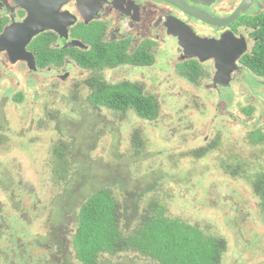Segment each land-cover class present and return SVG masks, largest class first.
<instances>
[{
	"label": "rangeland",
	"instance_id": "374dc122",
	"mask_svg": "<svg viewBox=\"0 0 264 264\" xmlns=\"http://www.w3.org/2000/svg\"><path fill=\"white\" fill-rule=\"evenodd\" d=\"M158 69L157 93L161 102L155 120L142 119L133 112L121 116L107 109L100 111L87 100L88 88L83 85L74 94L71 83L61 81L56 88H38L30 82L10 91L8 98L0 96V131L7 137L0 144V264H36L42 253L44 264H53L47 249L41 246L47 240L48 211L57 205L55 224L65 214L58 207L64 205L67 194L52 201L56 188L48 165L51 149L59 139L52 118L57 113L60 136L65 138L64 144L72 141L70 148L78 155L77 161L87 177V186L79 196L75 195L73 204L114 178L122 180L127 188L155 182V196L172 216L227 239L229 247L223 264L264 263V225L257 218L263 216L258 212L259 200L245 179L239 175L229 177L219 164V156L224 158L229 149L242 154L243 161L259 154L258 149L246 145V127L240 121L246 114V103L261 105V98L246 96V102L239 98L233 105L238 124L227 125L231 131L226 137L231 141L205 157H193L192 151L211 143L215 135V123L203 116L209 105L203 106L202 96H196L197 89L188 88L181 76L173 74L167 84L165 73ZM110 77L119 79L118 71ZM15 93H22L23 102L10 99ZM256 113L264 115L263 105ZM204 133L210 138L202 142ZM61 171L58 168L57 173ZM23 185L30 188V193ZM16 241L25 246V252L13 248L11 253H2L6 242L16 247ZM130 258L139 264H155L135 254H122L120 260L128 263ZM108 259L118 260L112 256Z\"/></svg>",
	"mask_w": 264,
	"mask_h": 264
},
{
	"label": "flooded vegetation",
	"instance_id": "af4514ba",
	"mask_svg": "<svg viewBox=\"0 0 264 264\" xmlns=\"http://www.w3.org/2000/svg\"><path fill=\"white\" fill-rule=\"evenodd\" d=\"M242 2L0 0V86L3 90L0 96L8 98L10 91L26 87L30 82L36 83L38 88H56L61 83H71L76 94L81 86L88 88L84 79L92 77L108 84L122 83L159 104V68L158 71L165 73V83H169L173 74L179 75L187 81L188 88L197 89L196 96H202L203 106L209 105L208 111L203 110V116L207 115V121L215 123V135L211 143L198 148L212 154L222 149L225 141H231L226 137L231 131L227 125L238 124L233 105L239 98H244L246 102V96L253 95L261 98L264 107V66L254 67L258 60H264V48H258L264 38V0H251L246 11L238 16ZM197 12L217 22L202 20L195 16ZM32 20L55 26L57 30L47 28L24 46L23 28ZM75 41L83 45L73 44ZM241 42L245 50L233 61L232 57L237 54ZM93 44L103 49V63L96 67H83L78 53L80 50L88 51L91 59L96 55L91 50ZM216 47L221 59L211 55L201 61L195 54L201 53L206 57L215 53ZM107 48L108 54L114 56L117 62L114 66L107 62ZM91 63H94L93 58ZM115 71L119 74L116 80L110 77ZM15 96L23 97L22 93H15L10 99L15 101ZM261 105L246 103L243 109L246 114L241 115L240 121L246 127V145L258 149V155L245 161L255 170L264 169V115L256 113ZM206 129L205 123V132ZM226 130L228 133H225ZM208 138V133L201 136L202 142ZM225 152L228 154L224 158L219 156L220 166L232 165L237 159H243L242 154L234 153L232 149ZM1 226L0 223V229ZM8 243L2 252L4 254L11 253L13 248L14 251H26L19 241H16V247ZM41 247L44 249L43 245ZM44 262L42 253L36 264Z\"/></svg>",
	"mask_w": 264,
	"mask_h": 264
},
{
	"label": "trees",
	"instance_id": "16d2710c",
	"mask_svg": "<svg viewBox=\"0 0 264 264\" xmlns=\"http://www.w3.org/2000/svg\"><path fill=\"white\" fill-rule=\"evenodd\" d=\"M86 40L90 41L88 38ZM258 48H264V38ZM91 50L96 54L92 57L94 63H91L88 51H79L81 66L96 67L103 63L105 54L101 46L93 44ZM108 52L107 48L108 64L116 65L114 56ZM259 65L264 66L263 58L254 67L258 68ZM84 84L89 88L87 100L100 111L107 109L121 116L133 112L146 120H155L160 114L159 104L140 96L137 90L129 89L122 83L108 84L102 79L90 77L84 79ZM22 98L14 97L17 102H22ZM52 118L56 121L54 129L59 134L48 159L53 187L56 188L52 201L67 194L64 205L58 207L61 211L64 209L62 220L54 223L56 204L49 210L51 213L48 211L46 219L48 228L44 248L53 264H105L110 260L109 256L118 259L109 261V264H139L131 258L128 263L122 262V254H135L139 259L146 258L155 264H223L229 247L227 239L180 216H172L165 204L155 196V182L127 188L122 180L114 178L93 188L90 194L73 204L75 195L79 196L82 188L87 186V177L77 161L78 155L70 148L72 141L64 144L65 138L60 136V113L52 115ZM43 119L48 120L47 117ZM6 139L0 131V144ZM135 142L140 144L139 139ZM206 154L204 149L197 147L191 156L202 158ZM58 168L62 169L61 173H57ZM222 168L231 178L239 175L247 179V184L259 200L258 208L263 215L257 216L258 221L264 223V169H252L240 159ZM23 188L30 193L29 187L23 185Z\"/></svg>",
	"mask_w": 264,
	"mask_h": 264
},
{
	"label": "water",
	"instance_id": "95a60500",
	"mask_svg": "<svg viewBox=\"0 0 264 264\" xmlns=\"http://www.w3.org/2000/svg\"><path fill=\"white\" fill-rule=\"evenodd\" d=\"M250 3H251V0H243L242 4L240 5V7L237 11V15L239 16L241 13L245 12ZM188 12L191 13L190 11H188ZM195 16H197L198 18H201L202 20L207 21L209 23H216L217 22V20L209 19V17L205 16L204 14H201L200 12L195 13ZM50 26H52V25H45L42 23H37L36 20H32L30 23H27L26 26H24V28H23L25 39L22 42V45L25 46L27 44V42L30 41L33 36H35L36 34H38L39 32H41L47 28H54L57 30V27H55V26L50 27ZM239 41H241V40H239ZM202 43H210V42H203L202 41ZM73 44L83 45L82 42H80V41H75ZM244 50H245V45L242 44V42H241V44L238 48V52H237V54H235L232 57V60L235 61L237 58H239ZM195 54L200 57L201 61L205 60L206 58H208L211 55L216 56L217 59H221V56L218 55V53H217V47H216L215 53L209 54L206 57H204V55H202L201 53H195Z\"/></svg>",
	"mask_w": 264,
	"mask_h": 264
}]
</instances>
